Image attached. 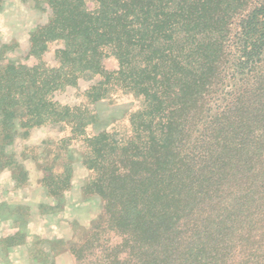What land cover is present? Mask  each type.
Segmentation results:
<instances>
[{
	"label": "trees",
	"instance_id": "trees-1",
	"mask_svg": "<svg viewBox=\"0 0 264 264\" xmlns=\"http://www.w3.org/2000/svg\"><path fill=\"white\" fill-rule=\"evenodd\" d=\"M36 2L50 15L29 54L54 41L55 62L6 67V89H36L23 126L82 135L91 120L51 94L89 75L103 77L95 98L116 87L147 102L128 139L84 137L96 171L86 187L103 206L74 264H264V0ZM7 97L5 114L18 103Z\"/></svg>",
	"mask_w": 264,
	"mask_h": 264
},
{
	"label": "rangeland",
	"instance_id": "rangeland-1",
	"mask_svg": "<svg viewBox=\"0 0 264 264\" xmlns=\"http://www.w3.org/2000/svg\"><path fill=\"white\" fill-rule=\"evenodd\" d=\"M44 6L36 0H0V104L3 94L18 100L7 114L0 105V264H74L70 249L85 238V228L103 206L93 187H86L95 181L96 171L83 163L94 155L84 137L105 130L128 139L134 115L147 108L142 95L116 87L95 98L91 86L103 77L89 75L51 94L53 100L76 106L91 120L82 135L73 137L66 123L23 126L37 99L36 89L30 82L17 87L22 81H13L6 89L10 77L6 67L54 64V41L42 54H29L30 33L50 15ZM104 64L107 69L116 65L111 57ZM56 173L60 177L53 182L67 179L68 187L52 193L50 177Z\"/></svg>",
	"mask_w": 264,
	"mask_h": 264
}]
</instances>
